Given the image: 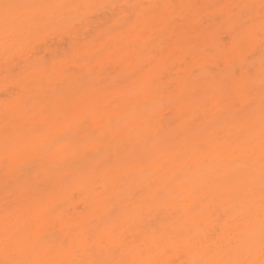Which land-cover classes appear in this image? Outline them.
Segmentation results:
<instances>
[{
    "label": "bare ground",
    "instance_id": "bare-ground-1",
    "mask_svg": "<svg viewBox=\"0 0 264 264\" xmlns=\"http://www.w3.org/2000/svg\"><path fill=\"white\" fill-rule=\"evenodd\" d=\"M259 4L0 0V264H184L209 247L206 260L259 264ZM127 5L143 7L133 16ZM29 55L47 70L21 73ZM241 63L237 90L230 73ZM27 85L24 108L15 95ZM229 96L252 110L234 116ZM241 128L250 143L237 140ZM60 136L75 142L49 151ZM33 160L47 191L17 193L6 211L7 189Z\"/></svg>",
    "mask_w": 264,
    "mask_h": 264
},
{
    "label": "snow or ice",
    "instance_id": "snow-or-ice-1",
    "mask_svg": "<svg viewBox=\"0 0 264 264\" xmlns=\"http://www.w3.org/2000/svg\"><path fill=\"white\" fill-rule=\"evenodd\" d=\"M13 6L12 5H4V8L6 10L11 9ZM44 7H54V8H65V7H72L68 5H49V6H44ZM75 7H85L83 5H78ZM88 7H92L89 5ZM96 7H105L104 5H98ZM131 8L133 9L132 15H136V11L140 8H142V5H127V6H121ZM159 7V6H157ZM245 8L251 7L255 8L257 7L256 5H245L243 6ZM259 9H260V31H259V37L261 40V61H262V67H264V0H260L259 4ZM138 19V17H137ZM37 23L40 22L39 18L36 20ZM129 22H132L131 17H129ZM222 26V24H221ZM236 41L233 40L232 45H225V49L229 47L235 46ZM21 56H24L25 54L23 52L20 53ZM16 60V56H13V61ZM18 67L19 71L21 73L23 72H35L37 74L46 71L47 66L44 64L42 60L39 58L32 60L31 56L27 58V60H20L18 62ZM239 73V74H238ZM245 65L243 63L239 65H233L232 70L230 73V83L231 85L239 90L241 83L244 81L245 76ZM261 88L262 91H264V74L261 76ZM31 91V85H27L24 87L23 90L18 92L15 95V101L18 105L28 108L29 104L33 103V97L30 95ZM197 94V90L193 89L191 95L195 96ZM229 102V107L231 109H235L233 112V115L236 117H239L242 113L244 112H250L253 108V105L251 102L248 104L244 105L243 107H236L232 103L231 96L228 98ZM262 106H264V96H262ZM251 130H245L244 128H241L238 135H237V140H244L245 142H251ZM74 139L70 137H64L60 136L57 137L52 143L48 145V150H54L58 145H64V144H70L74 143ZM260 146H261V151H262V170H264V112H262L261 116V122H260ZM14 148V143L10 142L7 138L5 141V151H9ZM98 161L96 160H89L86 163H84V167H93L94 165H97ZM39 166L37 165V162L35 160L28 162L25 164V166L19 170L20 175L16 177V183L14 187L11 189H7L8 193V199L5 200V206H6V211L11 210L16 207L17 204H19L20 200L19 198L17 199H12L11 197L15 196L17 193L20 194V196H27L29 193H39L43 195L47 191V185L43 184L40 181V176L44 173L41 171H36V169ZM47 172V170H45ZM51 175V173H47L45 175V179H48V177ZM262 188H264V174H262ZM157 194H153L155 196ZM243 209H235V210H230L225 213V215H232L233 218L235 219L242 213ZM219 231V229L214 230L210 236L206 237V239H215L216 237V232ZM45 240L44 236H41L39 238L40 243H43ZM259 248H260V253H261V260L259 261V264H264V195H262L261 198V204H260V210H259ZM216 251L215 248L209 247L205 250L204 253L201 254L200 258H192L184 264H249L248 261H244L239 259L238 255L234 256L233 258L230 259H225V260H216V259H211V260H206L203 258L205 255L213 254ZM3 264H8V262H3ZM95 264H106V262L98 261L95 262Z\"/></svg>",
    "mask_w": 264,
    "mask_h": 264
},
{
    "label": "rangeland",
    "instance_id": "rangeland-1",
    "mask_svg": "<svg viewBox=\"0 0 264 264\" xmlns=\"http://www.w3.org/2000/svg\"><path fill=\"white\" fill-rule=\"evenodd\" d=\"M115 19L117 18V20H118V10H119V3H117L116 5H115ZM104 20V19H103ZM117 20H115L114 22H109L110 24H114V23H116L117 22ZM108 20H105L104 22H99V21H97L95 24H94V27H93V30L91 31L93 34L94 33H96V31L97 30H101L102 28H104L105 27V23L107 22ZM118 24H119V22H118ZM45 57H49V54L48 53H45ZM18 70H16V72H17ZM19 72V71H18ZM1 76V75H0ZM3 98H6V96H3V95H1V100L3 99Z\"/></svg>",
    "mask_w": 264,
    "mask_h": 264
}]
</instances>
